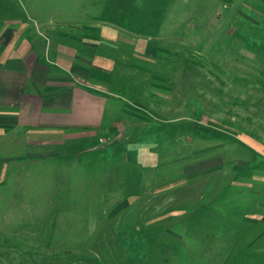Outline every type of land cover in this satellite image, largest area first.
Listing matches in <instances>:
<instances>
[{
	"label": "rangeland",
	"instance_id": "rangeland-1",
	"mask_svg": "<svg viewBox=\"0 0 264 264\" xmlns=\"http://www.w3.org/2000/svg\"><path fill=\"white\" fill-rule=\"evenodd\" d=\"M83 22L110 110L95 137H0V264H264L262 25L223 0H0L40 59Z\"/></svg>",
	"mask_w": 264,
	"mask_h": 264
},
{
	"label": "crops",
	"instance_id": "crops-1",
	"mask_svg": "<svg viewBox=\"0 0 264 264\" xmlns=\"http://www.w3.org/2000/svg\"><path fill=\"white\" fill-rule=\"evenodd\" d=\"M230 4L237 16L264 28V0ZM9 24L0 29V137L18 130L19 137L34 147L95 137L110 109L109 91L92 80L107 84L111 74L96 63V28L86 22L68 25L60 32L68 47L62 43L52 59H40L32 48L19 43L23 26Z\"/></svg>",
	"mask_w": 264,
	"mask_h": 264
},
{
	"label": "trees",
	"instance_id": "trees-1",
	"mask_svg": "<svg viewBox=\"0 0 264 264\" xmlns=\"http://www.w3.org/2000/svg\"><path fill=\"white\" fill-rule=\"evenodd\" d=\"M225 3H230L231 0H223Z\"/></svg>",
	"mask_w": 264,
	"mask_h": 264
}]
</instances>
